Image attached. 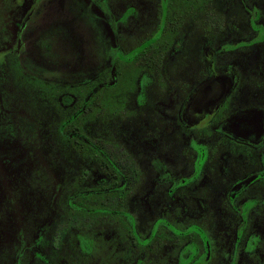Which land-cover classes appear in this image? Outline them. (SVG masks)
I'll return each mask as SVG.
<instances>
[{
    "label": "flooded vegetation",
    "instance_id": "obj_1",
    "mask_svg": "<svg viewBox=\"0 0 264 264\" xmlns=\"http://www.w3.org/2000/svg\"><path fill=\"white\" fill-rule=\"evenodd\" d=\"M46 1L0 0V264H264V0Z\"/></svg>",
    "mask_w": 264,
    "mask_h": 264
},
{
    "label": "rangeland",
    "instance_id": "obj_2",
    "mask_svg": "<svg viewBox=\"0 0 264 264\" xmlns=\"http://www.w3.org/2000/svg\"><path fill=\"white\" fill-rule=\"evenodd\" d=\"M53 8L55 7V8H57V10L59 11V14L61 15H63V14H65V10H68V11H71V13L73 14V15H76V7H72V9H71V7L67 4V1L66 0H56V1H54L53 0ZM51 4H52V2H51V0H48V1H46L45 2V5L47 6V5H50V6H48L47 7V9L48 8H51ZM47 15H49V11L46 13ZM86 16L89 18L90 16L86 13ZM91 18V17H90ZM65 18H63L62 20H64ZM92 22H90V23H88L87 21H86V23H85V25H89L90 24V26L92 25L91 24ZM71 31H74V37H75V41L76 42H78L79 41V37H78V35L79 34H75L76 33V26L74 25V29L73 30H71ZM62 41H64V40H62ZM61 42H60V39H59V43H58V46L59 47H64V45H62V44H60ZM70 43L72 44V42L70 41ZM89 43V42H88ZM87 43V40H86V44H88ZM92 47V46H91ZM110 54L112 55V54H114V50H111L110 51ZM76 65H79V63H78V61L77 60H74V64H73V66L72 67H76ZM71 68V67H70ZM65 69V68H64ZM66 73H68V72H64V74H66ZM72 73V72H71Z\"/></svg>",
    "mask_w": 264,
    "mask_h": 264
}]
</instances>
